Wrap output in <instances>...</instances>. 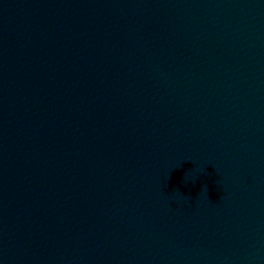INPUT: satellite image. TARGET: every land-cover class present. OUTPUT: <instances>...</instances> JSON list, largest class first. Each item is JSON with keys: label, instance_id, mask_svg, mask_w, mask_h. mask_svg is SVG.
I'll return each mask as SVG.
<instances>
[{"label": "clouds", "instance_id": "clouds-1", "mask_svg": "<svg viewBox=\"0 0 264 264\" xmlns=\"http://www.w3.org/2000/svg\"><path fill=\"white\" fill-rule=\"evenodd\" d=\"M206 189V188H205ZM186 199V201H187V198H185Z\"/></svg>", "mask_w": 264, "mask_h": 264}]
</instances>
